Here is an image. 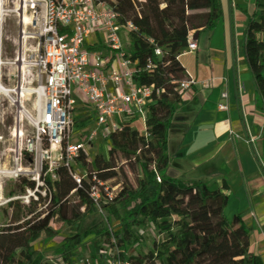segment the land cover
<instances>
[{"label":"trees","instance_id":"trees-1","mask_svg":"<svg viewBox=\"0 0 264 264\" xmlns=\"http://www.w3.org/2000/svg\"><path fill=\"white\" fill-rule=\"evenodd\" d=\"M99 1L122 11L121 24L131 25L128 54L135 65L136 83L161 93L146 110L144 135L127 125L108 137V162H91L85 155L77 160L85 174H94L106 186L115 177L120 162L137 176L134 186L109 187L114 190L113 200L103 206L108 217L119 222L120 234L110 233L99 221L59 246L55 252L59 260L53 264H70L72 252L91 237L110 244L115 240L112 247L131 264H263L249 252L250 230L239 217L231 222L226 219L227 196L205 181L177 180L166 175L168 136L172 131H187L188 126L178 123L177 118L188 106L198 105L197 97L188 105L171 95L181 82L190 80L178 58L193 34L217 28L223 18L221 0ZM244 14V58L261 100L259 109L264 112V50L258 51L256 38L264 34V0L257 1L253 16ZM156 49L162 51L160 58L154 55ZM149 61L153 63L151 71H147ZM191 92L195 93L194 86ZM56 175L54 183L45 180L48 203L43 212H37L40 204L31 200L28 206H22L24 213L16 226L0 228V264H49L37 248L40 239L57 236L58 224L74 227L96 212L88 184L77 186L64 168H59ZM27 189L34 190L35 184L21 179L7 188V198L23 197ZM15 203H8L5 209ZM149 224L161 241L145 258H127L133 243L132 230Z\"/></svg>","mask_w":264,"mask_h":264},{"label":"built area","instance_id":"built-area-1","mask_svg":"<svg viewBox=\"0 0 264 264\" xmlns=\"http://www.w3.org/2000/svg\"><path fill=\"white\" fill-rule=\"evenodd\" d=\"M24 4L34 15L37 11L41 14L40 20L33 17L30 25L37 32L32 55L38 88L32 97L38 102L32 112L24 107L16 109L10 135L14 170H0V175L15 184L21 179L35 184L34 190L27 189L23 197L15 199L29 205L31 200L38 201L36 196H47L45 180L56 182V171L64 168L77 186L88 184L89 196L102 214L106 202L113 200L114 190L94 174H85L77 160L81 155L88 157V150L100 137L108 139L137 121L145 125L146 110L161 92L135 81V65L128 54L131 25L121 24L122 11H114L99 0H28ZM95 35L100 37L98 42L88 48ZM186 50L195 52L196 45L189 43ZM154 55L160 58L162 51L156 49ZM148 64L147 71H151L152 61ZM193 86L192 80L181 82L171 95L185 103ZM221 100L219 111H228V95L223 94ZM83 109L91 112L93 127L85 141L74 143L76 114ZM256 141L258 138L250 139L249 144ZM24 158L31 159L33 172L20 168ZM157 182L161 183L160 178ZM115 250L113 257L99 260L100 264H131Z\"/></svg>","mask_w":264,"mask_h":264},{"label":"crops","instance_id":"crops-1","mask_svg":"<svg viewBox=\"0 0 264 264\" xmlns=\"http://www.w3.org/2000/svg\"><path fill=\"white\" fill-rule=\"evenodd\" d=\"M257 1L221 0L223 18L217 28L193 34L189 43L196 45V51L180 53L178 61L195 89L185 103L197 97L198 105L188 106L177 118L187 131L168 136L166 175L205 181L227 196L226 219L240 218L250 230L249 252L264 264V112L244 58V13L253 16ZM99 38L92 36L88 48ZM223 94L228 95V111L221 112ZM256 138L254 145L249 144Z\"/></svg>","mask_w":264,"mask_h":264},{"label":"rangeland","instance_id":"rangeland-1","mask_svg":"<svg viewBox=\"0 0 264 264\" xmlns=\"http://www.w3.org/2000/svg\"><path fill=\"white\" fill-rule=\"evenodd\" d=\"M25 3L27 4L28 0H25ZM24 5L22 7L21 0H2V27L0 38V84L2 87V95L0 97V138L2 142H0V170L3 172L14 170L12 154L10 153L12 145L10 135L16 109L18 107H24L32 112L34 111L32 107L38 102L37 98L32 97L33 90L38 88L36 82L37 72L34 68L32 55V51L36 46L34 39L37 36V32L33 31L30 25L32 18L34 17L40 20L41 14L37 11V14L34 15L35 12L30 9L28 4L26 7ZM25 18L26 21L24 23ZM22 33H25L24 36H22ZM256 38L260 44L258 51L262 52L263 49L261 47L264 44V42L262 43L264 41L262 33L257 34ZM76 115V127L73 133L74 143L85 141L93 127L92 114L89 110H80ZM134 130L138 132L144 130L141 121H138L134 125ZM141 135L144 134L141 133ZM262 140L264 148V131L262 133ZM108 150L107 139L100 137L97 143L87 152L89 161L93 162L95 159H101L108 162ZM30 160L24 158L20 168L33 172L35 167L34 164H30ZM117 166V169L114 171L116 175L108 182L107 187L113 188L115 186H123L124 184L134 186L137 176L131 167L121 162ZM11 185L14 186L15 183L9 181V178L5 175H0V187H2V194L0 196V228L16 226L18 219L24 213L22 206H28L20 201H15V199L20 197L11 200L7 198V188ZM36 198H38L37 202L40 204L37 207V212H43L45 210L44 206L48 203V196H36ZM40 198L43 200V203H40ZM10 202L16 203L11 209L6 210V205ZM118 213L122 215L120 210H118ZM99 221H102L103 226L110 233L120 234L119 222L111 216L108 217L103 209L102 214L96 210L92 216L86 218L74 227H67L61 224L56 225L58 235L50 239L46 237L40 239L37 247L39 253L46 263L53 264L59 260L55 254L59 246L75 236L79 230L83 231ZM131 235L133 236V243L126 254L127 258L143 259L153 252L154 244L161 241V237L150 224L144 229H133ZM113 242L110 244L105 240H96L92 237L83 240L72 252L73 255L70 264H100L99 260L115 255L116 250L112 246L115 245L116 241L113 240Z\"/></svg>","mask_w":264,"mask_h":264},{"label":"bare ground","instance_id":"bare-ground-1","mask_svg":"<svg viewBox=\"0 0 264 264\" xmlns=\"http://www.w3.org/2000/svg\"><path fill=\"white\" fill-rule=\"evenodd\" d=\"M25 3L24 0H21V4H22V7H23V4ZM26 21V18L24 19V23ZM22 23H23V17H22ZM1 27H2V0H0V38H1ZM22 93V91H21ZM2 95V87H1V84H0V97ZM2 192H1V187H0V196H1Z\"/></svg>","mask_w":264,"mask_h":264}]
</instances>
